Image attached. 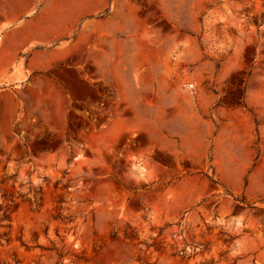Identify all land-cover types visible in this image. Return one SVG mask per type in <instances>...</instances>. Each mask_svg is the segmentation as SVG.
<instances>
[{
	"label": "rangeland",
	"instance_id": "rangeland-1",
	"mask_svg": "<svg viewBox=\"0 0 264 264\" xmlns=\"http://www.w3.org/2000/svg\"><path fill=\"white\" fill-rule=\"evenodd\" d=\"M0 264H264V0H0Z\"/></svg>",
	"mask_w": 264,
	"mask_h": 264
},
{
	"label": "crops",
	"instance_id": "crops-1",
	"mask_svg": "<svg viewBox=\"0 0 264 264\" xmlns=\"http://www.w3.org/2000/svg\"><path fill=\"white\" fill-rule=\"evenodd\" d=\"M16 34H18V38L16 42L18 44L24 43V25L16 31Z\"/></svg>",
	"mask_w": 264,
	"mask_h": 264
}]
</instances>
